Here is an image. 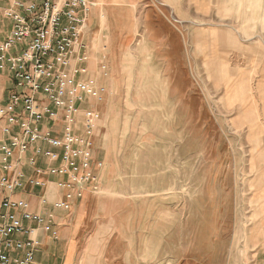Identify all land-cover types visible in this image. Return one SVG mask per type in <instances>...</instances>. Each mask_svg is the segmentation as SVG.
I'll return each instance as SVG.
<instances>
[{
  "label": "rangeland",
  "instance_id": "1",
  "mask_svg": "<svg viewBox=\"0 0 264 264\" xmlns=\"http://www.w3.org/2000/svg\"><path fill=\"white\" fill-rule=\"evenodd\" d=\"M216 1L181 21L155 0L125 6L155 10L171 38L143 25L111 36L94 72L87 48L102 90L80 112L100 116L82 237L90 264L264 263V68L246 67L249 37L233 29V5L218 12ZM189 27L211 33L186 51ZM224 30L240 46L220 43Z\"/></svg>",
  "mask_w": 264,
  "mask_h": 264
},
{
  "label": "built area",
  "instance_id": "2",
  "mask_svg": "<svg viewBox=\"0 0 264 264\" xmlns=\"http://www.w3.org/2000/svg\"><path fill=\"white\" fill-rule=\"evenodd\" d=\"M91 8L90 0H0V18L9 22L0 31V76L8 73L11 84L0 104V264H35V229L24 223L45 232L55 225L52 214L32 213L16 197L27 182L19 167L29 152L63 163L50 170L68 177L59 184L67 190L66 199L55 203V210L68 211L87 189L97 191L92 138L100 116L86 111L79 120L82 105L99 100L102 93L88 70L82 39ZM60 119L61 138L40 128L45 120L55 124ZM41 143L61 149L62 155L43 150ZM28 163L35 166L36 159Z\"/></svg>",
  "mask_w": 264,
  "mask_h": 264
},
{
  "label": "crops",
  "instance_id": "3",
  "mask_svg": "<svg viewBox=\"0 0 264 264\" xmlns=\"http://www.w3.org/2000/svg\"><path fill=\"white\" fill-rule=\"evenodd\" d=\"M155 1L161 3L163 13H172L174 18L180 21L192 20L193 14L198 15V13L206 11L209 4L212 3L211 0ZM90 2L92 3V8L87 16L83 41L86 43L90 55L88 67L91 72H94L96 66L98 67L99 63L105 59L103 55L106 53L105 44H110L111 36H129L132 33L134 34V31L142 25L141 28L149 29V35H157L162 38L159 40L162 44L167 43L166 38H171L172 36V34H166L161 31L160 21L162 20L160 17L153 15L155 10L145 14L142 13L141 17H137L133 10L125 7L145 4L146 0H90ZM216 4L218 5V12H225L226 9L224 10L223 6L232 4L233 29H239V38L243 37L245 39L244 35L249 37V52H252L253 56L248 57L246 67L264 68V0H217ZM118 5H122V9L118 8ZM163 15L165 16V14ZM157 23H160L159 27H157ZM7 26H9V22L0 18V31L2 33L5 32ZM210 33H194L191 27L186 28L183 33L185 50L189 51L192 48L194 36H201L203 39V36H207ZM218 33L223 37L220 42L223 45L231 43L235 48L240 46L241 39L237 40L233 33L225 32V30ZM229 34L232 37L231 41H229ZM3 37L1 35L0 39H3ZM206 43L207 45L212 44L208 39L207 42L202 40V46ZM169 44V51H172L171 43ZM260 56L261 60L258 59ZM242 74L244 75L245 73L240 72L239 76ZM245 80L247 82L246 85H248V91H251L252 82L250 78L246 77ZM9 82L10 75L8 73L0 76V104L6 101L7 90L11 87ZM236 83L237 78L234 84ZM256 86L258 93L264 95L262 82H256ZM84 107L85 105H82V111H84ZM79 120L81 123L83 122L82 114L79 116ZM40 128L43 132H51L54 137L61 138L63 135V122L61 119L55 124L45 120L40 124ZM1 139L2 136L0 135V141ZM40 147L43 150L53 151L60 154V156L62 155L61 149H52L46 143H41ZM32 157L36 159L35 166H30L28 163V160ZM62 165L61 159L56 162H50L43 156H35L33 151L29 152L19 167V170L26 176L27 182L24 188L17 193L16 197L25 200L29 204L32 213L40 215L52 214L54 216L55 225L51 232H45L33 223H24L25 226H31L35 229L32 236L36 243L35 264H90L88 243L86 240H82V237L84 236V228L89 220L88 217L90 218L91 216V192L90 189H87L83 199L72 201L70 210H55L54 204L66 199L67 190L60 188L59 184L67 182L68 177L52 175L50 170L62 167ZM31 182H39L43 186H35ZM54 232L56 237H54ZM25 237L23 236L22 238Z\"/></svg>",
  "mask_w": 264,
  "mask_h": 264
},
{
  "label": "bare ground",
  "instance_id": "4",
  "mask_svg": "<svg viewBox=\"0 0 264 264\" xmlns=\"http://www.w3.org/2000/svg\"><path fill=\"white\" fill-rule=\"evenodd\" d=\"M262 197H263V195H262ZM258 198L260 199L261 197H258ZM258 198H257V199H258ZM261 207H263V206L261 205Z\"/></svg>",
  "mask_w": 264,
  "mask_h": 264
}]
</instances>
